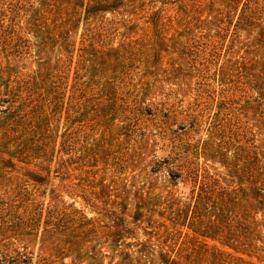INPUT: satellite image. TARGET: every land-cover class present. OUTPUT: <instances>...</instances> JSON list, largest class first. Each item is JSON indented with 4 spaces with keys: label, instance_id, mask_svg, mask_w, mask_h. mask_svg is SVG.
I'll return each mask as SVG.
<instances>
[{
    "label": "trees",
    "instance_id": "1",
    "mask_svg": "<svg viewBox=\"0 0 264 264\" xmlns=\"http://www.w3.org/2000/svg\"><path fill=\"white\" fill-rule=\"evenodd\" d=\"M0 264H264V0H0Z\"/></svg>",
    "mask_w": 264,
    "mask_h": 264
},
{
    "label": "rangeland",
    "instance_id": "2",
    "mask_svg": "<svg viewBox=\"0 0 264 264\" xmlns=\"http://www.w3.org/2000/svg\"><path fill=\"white\" fill-rule=\"evenodd\" d=\"M163 154V151H158V155H162ZM177 189H178V192L183 195V196H186L188 194V187L183 185L182 183H178L177 185Z\"/></svg>",
    "mask_w": 264,
    "mask_h": 264
}]
</instances>
